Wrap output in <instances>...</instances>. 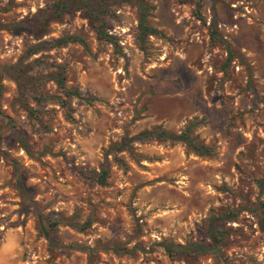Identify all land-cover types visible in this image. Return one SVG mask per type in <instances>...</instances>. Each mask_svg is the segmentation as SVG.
Here are the masks:
<instances>
[{"label": "rangeland", "instance_id": "rangeland-1", "mask_svg": "<svg viewBox=\"0 0 264 264\" xmlns=\"http://www.w3.org/2000/svg\"><path fill=\"white\" fill-rule=\"evenodd\" d=\"M108 1L116 49L90 11L0 0V264H264V0ZM194 117L211 158L133 139Z\"/></svg>", "mask_w": 264, "mask_h": 264}, {"label": "trees", "instance_id": "trees-1", "mask_svg": "<svg viewBox=\"0 0 264 264\" xmlns=\"http://www.w3.org/2000/svg\"><path fill=\"white\" fill-rule=\"evenodd\" d=\"M110 4L108 0H76L72 4H68L67 0H55V2L51 5V7L45 8V14L47 16V19L45 21H58L64 13H67L71 10L74 11H90V13L93 14V17L88 15L90 23L92 25L93 31L97 37V39L102 40L103 42L111 45L115 49L117 48L116 39L114 37H111L110 35H107L103 31V23L97 24V18L100 12H104L106 10V5L103 7H100L103 3ZM97 4V7L99 6V9L95 11L94 5ZM145 14L141 11L139 15V19L137 21V31H138V38L137 41L140 45V47L144 44L146 37H153L157 39H164L163 34L156 30L155 28H152L150 26H147L145 24ZM201 22L204 23V20ZM19 24H14L7 28H18ZM212 23L209 24V27L212 28ZM214 31L209 30V37L210 40H213ZM67 43H77L79 45L83 44V41L81 38L77 36H66L56 39L54 42L50 44V46H61L65 45ZM142 49V47H141ZM228 52V51H227ZM230 52H228V58L227 62H230ZM57 71L54 75H52V81L55 84L57 90L59 93L62 94L64 98H77L80 99V95L77 92V90H68L64 87V79L62 77V73L60 70V67H57ZM58 104L61 107H64L66 105V101L60 100ZM204 126V119L201 117L198 120L194 117L192 118L177 134H171L167 133L164 130H149L140 133L137 137H134L133 139L137 141H143L145 139H154L158 141H167L170 143H179L184 148L185 155L191 154L198 158H211L214 153L212 149L205 145L199 137L196 135V129ZM24 150H26L23 147ZM122 149L121 146L116 147V150L120 151ZM94 180L97 185L99 186H105V180L107 176V172L105 169H100L98 173H94ZM255 183L260 188L264 187V176L260 180H256ZM262 221L264 222V215L262 217ZM52 224V223H51ZM54 224V223H53ZM75 226L74 224H72ZM261 230L264 233V224L261 226ZM207 234L209 238H212V231L210 232V229L207 231ZM195 248H199L197 245H192ZM176 248V247H175ZM166 255L168 257H173V255H176L180 250L183 248L178 246L176 250H173L171 247H163ZM197 250H200L197 249Z\"/></svg>", "mask_w": 264, "mask_h": 264}, {"label": "built area", "instance_id": "built-area-1", "mask_svg": "<svg viewBox=\"0 0 264 264\" xmlns=\"http://www.w3.org/2000/svg\"><path fill=\"white\" fill-rule=\"evenodd\" d=\"M109 34H111V33H109Z\"/></svg>", "mask_w": 264, "mask_h": 264}, {"label": "crops", "instance_id": "crops-1", "mask_svg": "<svg viewBox=\"0 0 264 264\" xmlns=\"http://www.w3.org/2000/svg\"><path fill=\"white\" fill-rule=\"evenodd\" d=\"M206 145V144H205Z\"/></svg>", "mask_w": 264, "mask_h": 264}]
</instances>
